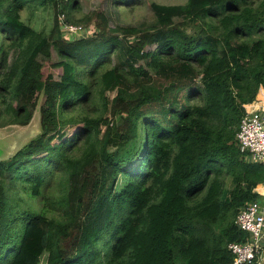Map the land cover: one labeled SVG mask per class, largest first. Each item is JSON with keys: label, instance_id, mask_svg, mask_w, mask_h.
<instances>
[{"label": "trees", "instance_id": "obj_1", "mask_svg": "<svg viewBox=\"0 0 264 264\" xmlns=\"http://www.w3.org/2000/svg\"><path fill=\"white\" fill-rule=\"evenodd\" d=\"M68 2L0 0V116L28 126L44 98L39 135L0 160V264H232L264 184L236 139L264 88V0L152 3L148 27L97 12L75 40ZM33 6L55 11L48 36L23 21Z\"/></svg>", "mask_w": 264, "mask_h": 264}, {"label": "rangeland", "instance_id": "obj_2", "mask_svg": "<svg viewBox=\"0 0 264 264\" xmlns=\"http://www.w3.org/2000/svg\"><path fill=\"white\" fill-rule=\"evenodd\" d=\"M118 1L117 5L115 2ZM123 3L120 0H79V4L75 10L70 9V2L65 5V13L59 16L65 19L67 24L79 26L83 28V32L75 37H69L62 31V37L80 38L88 37L95 31L93 14L103 12L108 15L110 19V27L123 26H138L148 27L155 23V17L151 10L152 3L163 5H183L187 0H128ZM55 11L53 8H39L38 6L26 7L22 12V19L27 24L31 25L37 31L42 32L48 36L54 26ZM69 19V20H68ZM60 21V20H59ZM1 41V39H0ZM59 60L55 50H51V62L55 63ZM46 73L54 72L60 73L59 70H53L50 63L45 66ZM116 92L115 86L105 88L102 91L101 98V114L107 115L108 106ZM44 98L41 96L38 101V108L34 112L32 121L28 126H19L12 124L11 117L6 113L0 116V160H7L13 156L18 150L22 149L28 142L40 133V108L43 104ZM6 107L0 104V113ZM75 132L74 127L69 126L64 129L63 133L67 137H71ZM55 143H60V139H56ZM38 210L40 207L35 206ZM47 254L42 258L41 264H47Z\"/></svg>", "mask_w": 264, "mask_h": 264}, {"label": "built area", "instance_id": "obj_3", "mask_svg": "<svg viewBox=\"0 0 264 264\" xmlns=\"http://www.w3.org/2000/svg\"><path fill=\"white\" fill-rule=\"evenodd\" d=\"M63 16L59 18L60 27L66 35L75 37L82 34V27L67 24ZM236 139L238 147L247 161L264 164L263 87L260 88L256 99L246 105V113L241 121ZM255 193L259 195V200L247 204L236 219L237 227L248 235V239L245 242L229 244L228 248L234 255L232 264H264V184L259 185L255 189Z\"/></svg>", "mask_w": 264, "mask_h": 264}]
</instances>
